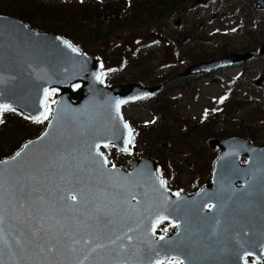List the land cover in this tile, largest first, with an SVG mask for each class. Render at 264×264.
Returning <instances> with one entry per match:
<instances>
[{
	"label": "water",
	"instance_id": "95a60500",
	"mask_svg": "<svg viewBox=\"0 0 264 264\" xmlns=\"http://www.w3.org/2000/svg\"><path fill=\"white\" fill-rule=\"evenodd\" d=\"M254 3L264 10V0ZM65 42L0 15V104L35 120L44 113V89L59 90L44 131L23 144L19 157L0 160V264L264 261V147L240 138L211 142L220 147L212 185L192 196H173L161 186L147 157L131 160L128 170L105 165L100 148L126 152L131 143L121 106L156 88L102 86L97 58ZM250 57L197 63L183 75ZM118 100L125 101L119 112ZM240 156L247 157L245 165ZM165 221L175 222L176 232L160 240L155 232Z\"/></svg>",
	"mask_w": 264,
	"mask_h": 264
},
{
	"label": "rangeland",
	"instance_id": "374dc122",
	"mask_svg": "<svg viewBox=\"0 0 264 264\" xmlns=\"http://www.w3.org/2000/svg\"><path fill=\"white\" fill-rule=\"evenodd\" d=\"M64 1L77 0H39V3L62 4ZM80 1L96 4V0ZM195 1L162 17V27H173L178 43L172 41V31L168 35L164 30L155 32L143 26L120 32L117 37L115 34L114 40L94 39V43L88 40L87 46L97 47L106 58L101 64L104 69L115 71L113 83L124 85L142 81L144 86L160 80L172 83L178 73L196 61L234 53L254 54V49L257 52L264 47V13L254 14L253 0ZM95 16L94 21H97L100 14L95 13ZM35 26L43 27L41 24ZM110 50L117 52L109 55ZM126 50H130L131 56L122 57ZM263 69L264 58L254 60V71L245 67L244 72H238L234 68L192 83L167 85L159 98L161 105L154 111H151L152 102L137 108L125 107V118L136 126L149 124L157 118L153 128L143 129L138 151L143 150L144 155L137 154L129 160L146 155L169 173L166 178L175 179L172 182L175 187L187 193L194 186L209 182L208 178L203 181L213 167L210 159L214 149L209 146V141L248 137L255 145L264 146V82L255 85L264 76ZM237 74L240 77L236 80ZM223 96L226 100L222 103ZM164 123H168L164 131L171 132L167 137L172 141L170 143L160 141L157 135L161 134ZM243 123H246L245 133L241 128ZM155 145H159V149L153 152ZM102 152L106 156L112 155L106 149ZM120 162L124 165L123 160Z\"/></svg>",
	"mask_w": 264,
	"mask_h": 264
},
{
	"label": "trees",
	"instance_id": "16d2710c",
	"mask_svg": "<svg viewBox=\"0 0 264 264\" xmlns=\"http://www.w3.org/2000/svg\"><path fill=\"white\" fill-rule=\"evenodd\" d=\"M193 0H112V2H98L95 5L81 2H64L62 4H40L39 0H0V15L10 16L25 22L34 29L57 33L72 43L79 49L86 50L88 53L98 54L97 47L87 46L88 40L94 43V39L114 40L120 32L125 33L127 30L137 29L146 26L155 32L163 31L171 37L174 43H178V37L174 34L173 27L165 29L162 27L163 16L172 12L180 11L192 3ZM30 8V10H28ZM77 9L78 11H74ZM96 14H100L97 21H94ZM43 14V15H41ZM90 16V18H87ZM81 17V18H80ZM35 20V21H33ZM41 24L43 27L35 26ZM175 24V23H174ZM251 37V34H250ZM222 38V37H221ZM87 48V49H86ZM117 51L110 50L109 55ZM220 52V51H219ZM221 51L220 53H223ZM130 55V50L124 51ZM198 53V52H197ZM137 57V55L135 56ZM138 59V57H137ZM264 72V69H263ZM155 101L151 111L159 106ZM244 105V104H242ZM37 123L21 116L14 111L0 112V159L12 156L26 141L38 136L44 129L47 119H41ZM157 122V121H156ZM151 124H142L135 127L133 142L139 148L143 129L153 128ZM171 123V122H169ZM168 123H164L157 134L160 141L170 143L167 137L171 132L164 131ZM245 124H242L243 133L246 132ZM185 126V125H184ZM240 128V129H241ZM156 132V131H152ZM176 133V132H174ZM179 134V132L177 133ZM259 137H257L258 139ZM157 143V141H155ZM179 143H182L179 141ZM153 150L159 149L155 145ZM137 154L144 155L143 150ZM118 152L110 157L112 162L117 165L127 166L128 160ZM146 156V155H145ZM120 160L124 161V165ZM176 171V170H175ZM173 230L172 224H166L159 230V234H168Z\"/></svg>",
	"mask_w": 264,
	"mask_h": 264
},
{
	"label": "flooded vegetation",
	"instance_id": "af4514ba",
	"mask_svg": "<svg viewBox=\"0 0 264 264\" xmlns=\"http://www.w3.org/2000/svg\"><path fill=\"white\" fill-rule=\"evenodd\" d=\"M256 13H260V11L254 6V14H256ZM254 52H256V49H254ZM236 67H238V68H236ZM235 69H237V70H240L239 68H240V66L239 65H236L235 67H234ZM252 71H254V70H252ZM225 73L226 71H224V70H219V71H216V72H212V74L213 73ZM205 75H197V76H189V77H182V76H180V73H178L177 75H176V77H175V79L174 80H172L173 81V83H178V84H180V85H184L185 83H192V82H195L196 80H198V79H201V78H203ZM138 82V81H137ZM112 84H116V83H112ZM127 84V83H126ZM143 84V83H142ZM124 85H125V83H124ZM148 87H152V86H150V85H147ZM156 87H158V89L160 88V85H156ZM161 89H159L157 92H156V94L153 96L154 98L155 97H158V98H160V95H161ZM147 99L148 98H144L143 100H140V101H135V102H131V103H129L128 105H127V107H132V108H137V107H140V106H145L146 105V101H147ZM149 101H151L152 103H154V100L153 99H148ZM217 140H220V139H218V138H216ZM216 139H213V140H216ZM210 142V141H209ZM211 147V146H210ZM212 149H214L213 150V153H214V159L217 157V155H218V153H219V148L217 147V146H215L214 148L212 147ZM241 161H242V159H241ZM158 173L160 174V176H161V178L162 179H164L165 181H166V184L164 185L169 191H171V192H173V194H175V193H177V192H179V193H185L184 192V190H182V188H177V187H175V185L172 183V182H175V179L173 180V179H170V178H166L165 176L166 175H168L169 173L167 172V173H165L164 171H163V168H161V166H160V168H159V166H158ZM211 171H210V174H209V172H208V174L205 176V178L203 179V181H205L206 180V178H208V180H209V182H207V183H205V182H203V184L201 185V186H194L193 188H192V191H190V192H187V194H189V195H192V194H194V193H196L200 188H202V187H204V186H207V185H210V183H211Z\"/></svg>",
	"mask_w": 264,
	"mask_h": 264
},
{
	"label": "snow or ice",
	"instance_id": "6c2138e0",
	"mask_svg": "<svg viewBox=\"0 0 264 264\" xmlns=\"http://www.w3.org/2000/svg\"><path fill=\"white\" fill-rule=\"evenodd\" d=\"M65 46L71 48L73 52H76L77 51V49L76 48H73L72 45L69 44L68 42H65ZM99 78L100 77H97V79H99ZM75 87L78 88L79 85H76ZM44 95L47 98L49 95H51V93L48 91V89H44ZM124 102L125 101H123V100L116 101V109H117V112H119L120 105L122 103H124ZM221 102H223V99L221 100ZM7 111H14V109L12 107H10L8 104H0V112H7ZM48 113H49V109H48L47 105H45V112L42 114L43 119H48ZM35 122H37V123L42 122L41 117H35ZM0 123H2V121H0ZM124 128H126V129L129 130V136H130L129 142H131V128H130V126L127 123L124 124ZM104 146L105 147H108L107 144H105ZM25 147H27V145ZM97 148H99V145H97ZM124 150L126 151L127 149H124ZM20 155H21L20 152H17L16 153V157H19ZM97 155H100V153L97 152ZM14 159H15V157H14ZM103 162H104L105 165L108 163L106 157H104ZM114 167H115V165H113V168ZM159 183H160L161 186H164L166 184V181L164 179H159ZM175 195L177 197H179L180 193L177 192V193H175ZM63 198H67V197H63ZM70 199L73 201V203H75L77 201V196L76 195H71ZM20 206L21 207H24L23 204H21ZM164 219H166V217H164V216H161L159 218L160 221H163ZM0 220H2V218H0ZM39 229H43V225H40L39 226ZM153 229H155V224L153 225ZM31 234H32V237L35 238L39 234V232L38 231H34ZM159 239L160 240H164L165 237L164 236H160ZM85 243H87V241H85ZM49 251H51V249H49ZM249 254H251V253H249ZM156 264H164V262L163 261H160V260H157L156 261ZM176 264H182V261H177ZM245 264H247V261H245Z\"/></svg>",
	"mask_w": 264,
	"mask_h": 264
}]
</instances>
